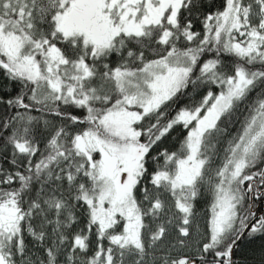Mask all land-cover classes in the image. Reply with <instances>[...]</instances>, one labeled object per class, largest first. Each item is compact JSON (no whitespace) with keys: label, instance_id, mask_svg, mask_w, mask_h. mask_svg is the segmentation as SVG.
Listing matches in <instances>:
<instances>
[{"label":"snow or ice","instance_id":"1","mask_svg":"<svg viewBox=\"0 0 264 264\" xmlns=\"http://www.w3.org/2000/svg\"><path fill=\"white\" fill-rule=\"evenodd\" d=\"M0 264H264V0H0Z\"/></svg>","mask_w":264,"mask_h":264},{"label":"trees","instance_id":"2","mask_svg":"<svg viewBox=\"0 0 264 264\" xmlns=\"http://www.w3.org/2000/svg\"><path fill=\"white\" fill-rule=\"evenodd\" d=\"M217 3H219V0H217ZM200 29H201V24L197 23L195 30L199 31ZM207 205H208V199H202L197 203V211L200 213L201 218H203L204 214L207 212Z\"/></svg>","mask_w":264,"mask_h":264}]
</instances>
